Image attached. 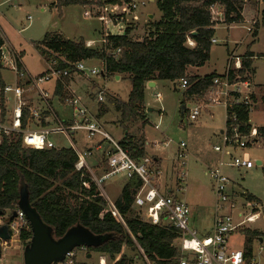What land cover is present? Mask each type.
<instances>
[{
  "label": "trees",
  "instance_id": "1",
  "mask_svg": "<svg viewBox=\"0 0 264 264\" xmlns=\"http://www.w3.org/2000/svg\"><path fill=\"white\" fill-rule=\"evenodd\" d=\"M117 0H50V6L60 8L69 5L97 6ZM261 15L264 17V0ZM223 9L221 21L211 18L210 6ZM160 19L150 23V30L141 39L130 37V29L122 35L107 37V43L99 47H87L83 39L64 38L57 32H46L37 43L40 54L46 51L61 55L66 63L100 60L104 65V77L122 75L130 81V90L125 102L113 99L114 109L119 114V125L126 131L128 123L140 119L144 123V90L149 81L165 80L175 84L181 78L187 81L182 93V101L194 97H205L212 79L222 74L210 73L204 76L188 75V67L201 66L209 58L211 40L217 24H237L244 21L242 0H157ZM257 27V26H256ZM256 28L252 37L256 35ZM194 45L189 46L187 39ZM5 38L0 32V49ZM119 52L115 54V50ZM229 56V55H228ZM253 54L246 51L239 68H228L230 78L250 79L249 64ZM1 59V58H0ZM3 65L0 60V71ZM66 84V79H64ZM4 82L0 76V87ZM53 94L61 101L68 95L62 82H56ZM264 102V95L261 97ZM253 102L254 95H250ZM251 107L240 105L235 113L240 134H247L251 128L249 112ZM3 96L0 95V119L5 116ZM28 112L24 110L22 126L26 127ZM229 119L225 125L229 129ZM45 126V123H42ZM256 139L264 138V125L256 127ZM126 134L119 144L135 159L145 155L143 143ZM77 154L72 147L32 149L23 147L20 136L4 137L0 142V211L5 215L17 210L19 188L23 181L28 188L29 201L42 220L52 228L55 239L69 228L81 225L94 235L111 234L98 246L86 247L87 254L105 256L112 264H131L132 258L123 255L125 246L142 249L145 257L154 264H176L178 248L175 241L178 232L170 225H153L143 217V209L134 206V197L141 185L137 176H132L123 184L118 197L113 201L122 221L112 215L109 203L92 175V168L77 170ZM106 169L105 161L102 160ZM249 200H256L246 195ZM244 250L250 251L252 240L262 234L256 230L246 231ZM30 228L22 229L18 238L23 245L29 243ZM264 239V235L262 236ZM138 250V248H137ZM142 261L143 258L138 250ZM119 256L118 258H116ZM144 262V261H143Z\"/></svg>",
  "mask_w": 264,
  "mask_h": 264
},
{
  "label": "rangeland",
  "instance_id": "2",
  "mask_svg": "<svg viewBox=\"0 0 264 264\" xmlns=\"http://www.w3.org/2000/svg\"><path fill=\"white\" fill-rule=\"evenodd\" d=\"M124 1L117 0V2H110L105 5H110L109 8H115L114 10H109L111 14L122 12L124 17L126 14L123 12ZM156 2L157 0L152 2L145 0L144 7L126 18L123 26L124 32L126 29H130V37L132 39H141L150 30L152 21L147 17L148 14L153 15V20L160 17L161 12L158 10ZM100 7L94 5L91 9L88 6L73 5L63 7L59 11L57 8H50L48 0H0V32L8 39H5L4 47L7 50L9 46L19 53L22 64L31 75L38 74L46 69V63L37 48V43L46 32H57L64 38L72 40L84 39L85 43L89 42V47L101 46V39L105 35L122 32L120 30L121 25H116L107 17L97 14L101 9ZM219 9L220 7H218ZM261 10L262 2L258 0L256 8L249 7L244 10L243 22L231 25L217 24L213 35L216 42H213L210 46L209 58L201 66L188 68L190 74L200 77L214 72L223 74L231 51L234 52L233 55L239 57V61H241L246 51H250L253 57L249 64V74L255 87L256 101L252 104L249 112V123L254 127L264 125V102L261 99L262 95H264V21L262 20ZM252 20H256L253 26ZM247 26L251 27L250 32L246 30ZM255 28L257 34L252 37ZM227 51L229 52L228 55ZM93 61L95 62L90 64L87 62V64L89 67H96L99 74L89 75L85 72L84 77L90 83V91L94 89L96 96L99 97L107 93H113L120 101L125 102L130 90L129 79L126 76L120 80H115L112 76L104 77L100 74L102 61ZM232 62L234 61L232 60ZM0 76L4 83H14V74L4 66L0 71ZM55 84L54 80L46 81L42 83L41 88L47 90V99L57 115L65 120L70 118L69 121H71L73 119L72 108L61 102L52 93ZM69 91L74 93L70 88ZM74 91L83 106H88L86 110L91 114H95L96 99L92 105H84L79 91L76 89ZM87 91L86 88L85 92L87 93ZM156 93L161 97L160 100L155 97ZM95 94H92L94 95L93 97H95ZM205 98L206 96L196 99L205 102ZM196 99H192L193 102ZM180 101H182V92L179 89L177 90V87L176 89L173 88V82H163L156 88L147 86L144 90V103L146 105L144 116L147 119L146 123L142 124L140 119H136L137 124L133 125L132 131L130 127L132 122H130L126 131L119 124H107V127L104 128L115 140L123 138L127 131L128 133L131 131L129 134L134 135L135 139L138 140L141 138L140 135L143 134L148 144L145 145L146 155L151 158L156 156L161 159V170L168 176L169 185L173 186L174 189H176V177L179 172L186 174L185 182L181 184L182 190L177 191L176 196L190 208V229L202 234L208 232L212 226L214 209L211 181L203 173V162L205 155L214 152L212 146L221 142L219 131L225 127V108L222 103L211 104V116L202 109L195 120H190L188 113L193 103L187 108V113L182 114L178 108ZM41 106L46 107L44 101H42ZM109 107L110 111L100 118V122L109 123L113 114H115L112 106ZM161 107H164V113L159 112ZM6 108L11 110L12 104L7 103ZM147 108L152 110L148 111ZM66 122L68 121L66 120ZM155 124H157V128L154 127ZM30 125H32V122ZM73 133H69V137L60 133L49 134L48 137L56 145L62 147H69L70 143H72L71 140L74 138L75 143L76 141L79 142L77 148L80 151H84L80 147L82 146L80 141L81 137L83 138V131L78 130L75 134ZM84 136L86 141L90 140L86 138V134ZM82 142L84 141L82 140ZM181 142L185 144L184 150L187 155L184 160V166H180L181 160L177 157ZM241 153H247L250 162L247 167L224 168V173L231 182L228 189L238 193V195L240 192H245L246 195H251L256 199L253 200L254 202L264 205V138H257L253 145L247 147ZM98 157L99 155L96 156L95 154L86 156L88 166H93L92 162ZM256 160H260V164H257ZM99 167L102 169L103 164L99 163ZM95 173L97 178L103 175L100 172ZM122 182V178L108 177L102 180L101 187L107 193L106 195L113 198L119 193ZM171 192L169 194H172ZM240 196L236 198L237 205H247L245 203L246 198L243 196L240 198ZM241 210L248 211V207L241 206ZM237 211H239V208L234 211V216ZM8 214L6 213L5 215L8 216ZM235 218L240 220L238 217ZM254 230L264 235L263 216H258L253 222H247L243 231L232 233L229 236V246L231 248H242L247 239L246 231ZM17 238L18 235L13 233L10 239L6 240V245L0 244V264H23L20 248L15 246ZM176 244L177 240L175 241ZM75 253V264H98L99 255L95 253L91 252L90 258H87V252H82L78 247L75 248ZM121 253L127 258H132L131 264H144L139 256L137 247L125 246ZM105 261L106 264H112L106 257Z\"/></svg>",
  "mask_w": 264,
  "mask_h": 264
},
{
  "label": "built area",
  "instance_id": "3",
  "mask_svg": "<svg viewBox=\"0 0 264 264\" xmlns=\"http://www.w3.org/2000/svg\"><path fill=\"white\" fill-rule=\"evenodd\" d=\"M123 13L111 14L110 5H102L97 13L99 16L107 17L112 23L121 25L119 34H108L101 39L102 44L107 43V37L112 35H122L124 33V22L128 15H132L137 10L145 6V0H125ZM218 5H211L209 10L211 18L214 21H221L223 17V9ZM109 11V12H107ZM110 13V14H109ZM134 17V16H133ZM132 17V18H133ZM127 22V21H126ZM252 26L256 20H252ZM246 30L251 31V27L247 26ZM211 42H216L212 39ZM89 47V42L85 43ZM187 44L193 46L194 43L188 38ZM5 43L0 49V60L2 65L9 69L14 74V83H4L0 87V95L3 96L4 105L12 104L9 114L5 112V116L0 119V142L4 137L20 136L23 147L32 149H49L58 147L49 137V134L60 133L69 137V133L77 130H84L87 139H93L95 136H100L105 142L103 149V158L106 164V169L100 178L95 175L93 179L98 186L101 187L103 179L115 176H124L129 179L132 176H137L141 185L134 197V206L143 209V217L146 221L153 225L166 224L172 226L178 232L176 247L178 248L176 264H264V239L262 236H256L252 240L250 251H245L242 248H231L229 246V236L236 231H243L247 222H253L258 216L264 217V205L258 204L253 200H249L245 192H240L239 195L245 197L247 205H237L236 198L238 193H234L228 189L231 184L230 179L224 173L225 167H247L250 158L247 153H241L247 147L253 145L256 139V127L251 126L249 132L245 135L238 132V125L234 123L236 116L232 110L240 105L252 106L250 100L251 92L249 90L248 80H239L238 77L230 78L228 68H239V57L231 52L227 59V66L221 76H216L212 79V83L207 91L205 102L199 101L198 97L193 100V106L189 108L188 118L195 120L207 105L222 103L225 108V122L229 119V129L225 125L220 133V144L212 146V150L217 154V160L214 164L207 166L204 173L211 181V192L214 198V209L212 226L208 232L198 234L190 229V208L179 198L170 194H163L158 186L157 179L161 175L160 168L154 165L153 159L147 155L140 158H133L124 149L119 141L111 137L90 115L84 108L79 98L69 91L64 83V79L72 74H81L85 76V72L89 75H98L99 71L96 67H89L87 61H78L75 63H67L66 67H61V63H66L64 58L51 51H46L41 54L46 69L40 73L31 75L24 67L21 57L14 49L7 47ZM119 52V48L115 50V54ZM232 60L234 62H232ZM104 65L102 63L100 74L103 73ZM54 80L62 82L63 88L68 92V95L63 99V103L72 108L73 119L69 122L57 119L49 104L47 103V92L41 88L42 83ZM188 84L185 78L178 81V89L183 93ZM36 93L46 104V112L51 114L55 123L49 127H39L41 121L50 115H43V112L29 105L27 96L29 93ZM104 92V91H103ZM26 110L27 122L26 127L22 126L23 112ZM32 122V125L30 123ZM33 126V127H29ZM72 144V143H71ZM73 145V144H72ZM71 145V146H72ZM185 144L180 143V151L177 153L180 159V166H184L186 153L184 150ZM77 154V162L75 168L89 167L86 163V156H90L89 150L80 151L72 146ZM241 154H240V153ZM177 185L176 192L182 190L181 184L185 182L186 174L179 172L176 177ZM240 196V198H241ZM112 215L121 217L118 214L113 203L108 201ZM241 206L247 210H241ZM239 208V211L234 216V211ZM16 211V216L7 222L10 235L16 233L18 235L22 229L29 228L24 214L19 210ZM238 217L240 220L236 219ZM261 238V240H260ZM137 248L143 258L144 264H152L143 254L142 249L137 245ZM79 250L86 253V247H78ZM75 248L66 253L64 259L55 264H75ZM105 256H99L98 264H106Z\"/></svg>",
  "mask_w": 264,
  "mask_h": 264
},
{
  "label": "crops",
  "instance_id": "4",
  "mask_svg": "<svg viewBox=\"0 0 264 264\" xmlns=\"http://www.w3.org/2000/svg\"><path fill=\"white\" fill-rule=\"evenodd\" d=\"M49 1V6H50V0H48ZM149 1H155V0H149ZM257 3H258V0H242V12H241V15H242V17H243V19H244V15H243V12H244V10L246 9V8H249V7H254V8H256L257 7ZM95 4H89V5H85V6H83V7H89V8H91L92 9V7L94 6ZM69 6H73V5H69ZM79 6H82V5H79ZM96 6V5H95ZM262 6H263V3H262ZM65 7H67V6H65ZM50 8H54V7H51L50 6ZM63 8V7H62ZM62 8H60V10L59 11H61L62 10ZM150 15H151V17H150ZM161 16V15H160ZM147 17L149 18V19H151V21L152 22H154V21H158L159 19H160V17L158 18V19H156V20H153V15L152 14H148L147 15ZM262 20L264 21V17L262 18ZM216 27H217V25H216ZM215 27V28H216ZM2 31V30H1ZM258 31V30H257ZM3 36H4V34H3ZM4 38L5 39H7V37H5L4 36ZM214 39V38H213ZM8 40V39H7ZM84 40V39H83ZM5 42H6V40H5ZM99 47V46H98ZM231 52H233V51H231ZM230 52V53H231ZM229 54V52L227 51V55ZM89 64L91 63V62H95V61H93V60H90V61H87ZM189 68V67H188ZM43 72V71H42ZM42 72H40V73H42ZM40 73H38V74H40ZM187 74L188 75H192V74H190L189 72H188V69H187ZM84 75H81V74H72V75H70L69 77H67L66 78V86L68 87V89L70 88V89H72V91L74 92V94H75V89L77 90V91H79V93H80V95H81V97H82V100H83V102H84V105H92L94 102H95V99H96V108H95V114H91L88 110V112L90 113V115H92L96 120H97V122L101 125V127L105 130V128L104 127H107L106 125L108 124H112V125H115V124H119V114L115 111V109H114V104H113V99H116V100H118V101H120L119 100V98L115 95V94H113V93H107V94H104V95H102L101 97H99V96H96V92L94 91V89H93V91H90V88H91V86H90V83H88L87 82V80L86 79H84ZM112 77H114V79L115 80H120L122 77H124V76H122V75H114V76H112ZM82 81V82H81ZM150 82V81H149ZM153 83L152 84H148V82L146 83V85H145V88L148 86V87H150V88H156L159 84H161V83H163V82H166L165 80H154V81H152ZM249 88H250V91H251V95H254V100H253V102H252V104H254V102L256 101V94L254 93L255 92V87H254V84H253V81L251 80V78L249 79ZM92 84V83H91ZM55 86V85H54ZM176 87H177V90H178V83L177 84H175V83H173V88L174 89H176ZM86 88H87V93L85 92V90H86ZM99 88V87H98ZM98 88H97V90H98ZM82 89V90H81ZM45 90V89H44ZM46 92H47V90H45ZM54 91V90H53ZM53 93V92H52ZM92 94H95V97H93L94 95H92ZM48 95V94H47ZM76 95V94H75ZM99 97V98H98ZM155 97L157 98V99H161V97L159 96V94L158 93H156L155 94ZM79 98V97H78ZM27 100H28V103H29V105H31L32 107H35V108H37L39 111H41V112H43V115H50V116H48L47 118H45V120L43 119L42 121H41V123H40V125H39V127H49V126H52V125H54V123H55V121H54V119H53V117H51V114L49 113H47L46 112V107L44 108V107H42L41 106V103H42V100L40 99V97L36 94V93H34V92H31V93H29V95L27 96ZM60 100V99H59ZM80 100V99H79ZM61 101V100H60ZM41 102V103H40ZM62 102V101H61ZM81 102V101H80ZM121 102H123V101H121ZM190 100L189 99H187V100H185V102H184V104L183 103H181V101L178 103V108H179V110H180V113H182V114H184V113H187V111H188V106H189V104H190ZM47 103L49 104V106H50V109L52 110V112H53V115L57 118V119H60V120H65L64 118L63 119H61L58 115H57V113L53 110V108H52V106H51V103H49V100L47 99ZM82 104V103H81ZM144 105H145V103H144ZM82 106H83V104H82ZM109 106H112V109L115 111V114H113V116H112V118H111V120H110V122L108 123V122H100L101 120H100V118L101 117H103L105 114H107V112H109L110 111V107ZM146 106V105H145ZM209 106V107H208ZM84 108H88V106H83ZM86 108V109H87ZM5 110L7 111V114H9V110H7V108H5ZM147 110L148 111H151L152 109L151 108H147ZM164 107H161V108H159V112L160 113H164ZM204 112L205 113H207V114H209V116H211L212 114H211V111H210V105H207L204 109ZM145 112H146V107H145V111H144V114H143V116L145 115ZM72 115V114H71ZM71 117V116H70ZM70 119V118H69ZM69 119H66L68 122H69ZM65 120V121H66ZM146 121H147V119L145 118V116H144V123H146ZM141 122H143V121H141ZM42 123H45L46 125L45 126H43L42 125ZM130 123H128L127 125H129ZM135 124H137L136 123V121L134 120V121H132V123H131V131L133 130V125H135ZM143 124V123H142ZM120 126V125H119ZM29 127H33V126H29ZM154 127L155 128H157V124H155L154 125ZM78 131V130H77ZM83 131V138L81 137V141H80V143H82V146H80L81 147V149H83L84 151H86V150H89L90 152H91V154H90V156H92V155H96V156H98L99 155V157L97 158V159H95L94 160V162H92L93 163V166H91V167H89V171L91 172L92 171V168L94 169V170H96L95 172H100V174H103L104 172H105V168H100L99 167V163H101L102 162V160L104 161V158H103V149H104V147H105V142L102 140V138L100 137V136H95L93 139H90V140H87L86 141V139H85V131L84 130H82ZM107 133H109L107 130H105ZM131 131L129 132V133H131ZM76 132V131H75ZM75 132L73 133V134H75ZM222 132V130H220L219 131V137H220V133ZM128 133V131L124 134V136L126 135ZM128 133V134H129ZM123 136V137H124ZM132 137H134V139H135V136L134 135H131ZM141 136V138H139V142H141V143H143V148H144V151H146L145 149H146V146L145 145H148L147 143H146V139H145V137H143V134L142 135H140ZM122 139V138H121ZM121 139H119V140H117V141H120ZM82 140L84 141V142H82ZM135 140H138V139H135ZM71 142H72V144L74 145V148H76L77 150H79L78 148H77V145L79 144V142L78 141H76V143H75V139L73 138L72 140H71ZM71 143H70V146L69 147H72L73 145H72ZM72 145V146H71ZM166 145V144H165ZM58 146V145H57ZM62 147V146H61ZM145 155H146V152H145ZM148 156V155H147ZM153 159V162H154V165L157 167V168H160V170H161V168H162V165H161V159L160 158H158V157H153L152 158ZM216 160H217V154L216 153H210V154H207V155H205V160H204V170H203V173H204V171H205V168L207 167V166H210V165H212V164H214L215 162H216ZM87 161V160H86ZM88 162V161H87ZM86 162V163H87ZM256 163L257 164H260V160H256ZM88 165V164H87ZM101 170V171H100ZM162 171V170H161ZM92 173V172H91ZM205 174V173H204ZM115 177H118V178H122L123 179V184L126 182V178L124 177V176H115ZM123 184H122V186H123ZM157 186H158V188H159V190L163 193V194H169L171 191V193L172 194H170V195H172V196H174V197H177L176 195V190L173 188V186H171V185H169V180H168V176H166L165 174H164V172L162 171L161 172V175L158 177V179H157ZM100 187V186H99ZM122 188V187H121ZM121 188H120V190H121ZM100 189H101V191H103L102 193H103V195L105 196V198L107 199V201H110L111 203H113V201L118 197V195H119V193H120V191H119V193L115 196V197H113V198H110L108 195H106L107 193L105 192V190L103 189L102 190V187H100ZM178 198V197H177ZM7 217V215H3L2 217H1V223L4 221V219ZM12 235H10V237H11ZM6 241H0V244H4V245H6ZM15 243H16V245L15 246H18L19 248H20V251H21V253H22V251H23V245L21 244V242H20V240H19V238H17L16 239V241H15ZM86 257H87V254H86ZM104 259H105V257H104Z\"/></svg>",
  "mask_w": 264,
  "mask_h": 264
},
{
  "label": "water",
  "instance_id": "5",
  "mask_svg": "<svg viewBox=\"0 0 264 264\" xmlns=\"http://www.w3.org/2000/svg\"><path fill=\"white\" fill-rule=\"evenodd\" d=\"M152 83V81L148 82L149 85ZM17 207L24 214L31 231L29 243L23 247L22 251L23 264H55L62 261L66 253L76 247H95L111 237V234L94 235L83 226L76 225L55 239L52 235V228L42 220L37 210L31 205L28 188L23 181L19 188ZM0 216H3L1 211ZM15 216L16 211L14 210L2 223L0 222V241L10 239L7 222ZM90 256L91 253H88L87 258Z\"/></svg>",
  "mask_w": 264,
  "mask_h": 264
}]
</instances>
